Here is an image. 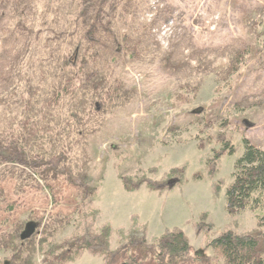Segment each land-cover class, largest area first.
Returning a JSON list of instances; mask_svg holds the SVG:
<instances>
[{
    "label": "rangeland",
    "instance_id": "374dc122",
    "mask_svg": "<svg viewBox=\"0 0 264 264\" xmlns=\"http://www.w3.org/2000/svg\"><path fill=\"white\" fill-rule=\"evenodd\" d=\"M99 1L0 0V148H24L0 158V264H223L220 233L264 231L226 201L244 139L264 150V0ZM175 228L196 259L154 255Z\"/></svg>",
    "mask_w": 264,
    "mask_h": 264
},
{
    "label": "trees",
    "instance_id": "16d2710c",
    "mask_svg": "<svg viewBox=\"0 0 264 264\" xmlns=\"http://www.w3.org/2000/svg\"><path fill=\"white\" fill-rule=\"evenodd\" d=\"M102 0L98 2L100 4ZM100 9H97V14L95 17L99 20ZM95 24H92L91 30H87L82 33L81 42L74 48L73 53L70 56L64 53V55H59V82L65 81L63 87L74 85L79 86L81 75L80 69L77 68V60H83L87 62V55L82 57L85 53L89 52L91 49L95 50L96 44L101 43L100 40L91 39L92 36H97L96 34H91L93 32ZM47 49V48H46ZM49 55L51 53L56 54L53 50H47ZM85 52V53H84ZM99 49L94 51L93 58L97 59V54H99ZM91 60L89 63L95 62ZM77 70L76 72L74 70ZM87 81V80H86ZM78 82V84H75ZM61 86L60 83H58ZM95 85V84H94ZM84 84L79 89L81 90ZM96 88V87H95ZM75 88L74 91L79 90ZM59 91L58 86L50 90L47 95L49 97L53 94H57ZM59 95V94H58ZM57 96V95H56ZM47 100L48 96H47ZM95 99L91 101V105L94 106ZM76 116V115H75ZM74 118V116L72 115ZM10 146H5L0 148V158L10 156L11 158H21L24 154L22 149V143L17 140H13ZM223 147H228L230 152L234 153V147L228 146L224 143ZM62 153L61 155H63ZM233 180L227 189V211L229 213L240 212L244 210H251L254 214L259 215V212L264 211V150L255 146L248 139H244V152L235 162V171L232 174ZM256 217V216H255ZM259 222L264 219L263 215H259ZM263 222L260 224V226ZM130 246V245H128ZM209 246L215 250H218L222 255L224 260L223 264H264V231L256 232L254 234H238L232 230H227L220 233L216 238H214ZM86 249H90V244L85 242ZM152 251H156L157 259L159 256L165 257L168 261L173 260H188L190 258L196 259L198 252H193V247L190 245L189 240L183 230L175 228L172 230H167L158 239L153 242L150 247ZM131 252V251H130ZM121 253V252H120ZM123 258H126L127 262L135 263L137 259L136 254L121 253ZM123 263V264H125Z\"/></svg>",
    "mask_w": 264,
    "mask_h": 264
},
{
    "label": "water",
    "instance_id": "95a60500",
    "mask_svg": "<svg viewBox=\"0 0 264 264\" xmlns=\"http://www.w3.org/2000/svg\"><path fill=\"white\" fill-rule=\"evenodd\" d=\"M37 223L29 221L26 223L24 230L20 234V240L25 241L29 239L36 231Z\"/></svg>",
    "mask_w": 264,
    "mask_h": 264
}]
</instances>
